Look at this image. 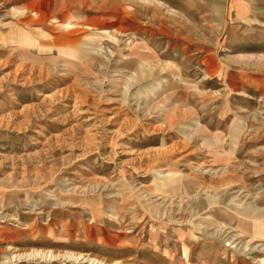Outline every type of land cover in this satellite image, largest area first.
<instances>
[{
	"label": "rangeland",
	"instance_id": "obj_1",
	"mask_svg": "<svg viewBox=\"0 0 264 264\" xmlns=\"http://www.w3.org/2000/svg\"><path fill=\"white\" fill-rule=\"evenodd\" d=\"M252 2L0 0V264H264Z\"/></svg>",
	"mask_w": 264,
	"mask_h": 264
},
{
	"label": "crops",
	"instance_id": "obj_2",
	"mask_svg": "<svg viewBox=\"0 0 264 264\" xmlns=\"http://www.w3.org/2000/svg\"><path fill=\"white\" fill-rule=\"evenodd\" d=\"M234 5H235L234 9L240 10V12L238 11L236 12L235 10L236 16H238L240 19L247 18L249 20H252V8L256 6L252 2V0H239L238 3H235L234 0Z\"/></svg>",
	"mask_w": 264,
	"mask_h": 264
},
{
	"label": "bare ground",
	"instance_id": "obj_3",
	"mask_svg": "<svg viewBox=\"0 0 264 264\" xmlns=\"http://www.w3.org/2000/svg\"><path fill=\"white\" fill-rule=\"evenodd\" d=\"M142 64H143V63H142ZM144 64H145V63H144ZM150 65H151V64H150ZM145 66H146V65H145ZM149 67H150V66H149ZM151 68H152V67H151ZM148 80H149V79H148ZM173 86H174V85H173ZM176 88H177V87H176ZM170 90H171V88H170ZM237 130H238V129H237ZM239 132H240V131H239ZM239 132H238V133H239ZM234 139H235V138H234ZM238 139H239V138H238ZM229 142H230V141H229ZM235 142H236V141H235ZM170 173H171V172H170ZM171 175H172V174H171ZM164 195H165V194H164ZM214 198H215V197H214ZM203 201H204V200H203ZM206 201H207V200H206ZM215 201H216V200H215ZM204 204H205V203H204ZM204 204H203V205H204ZM216 204H217V203H216ZM199 205H200V204H199ZM201 205H202V204H201ZM205 207H206V206H205ZM197 208H198V207H197ZM202 208H203V207H202ZM204 209H205V208H204ZM244 236H245V235H244ZM254 236H255V235H254Z\"/></svg>",
	"mask_w": 264,
	"mask_h": 264
}]
</instances>
